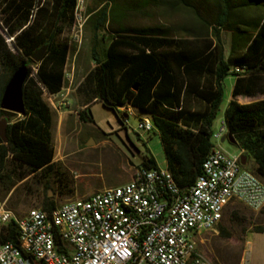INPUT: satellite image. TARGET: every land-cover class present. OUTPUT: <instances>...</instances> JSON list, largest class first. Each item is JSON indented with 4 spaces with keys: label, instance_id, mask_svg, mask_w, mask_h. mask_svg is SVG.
Returning <instances> with one entry per match:
<instances>
[{
    "label": "trees",
    "instance_id": "16d2710c",
    "mask_svg": "<svg viewBox=\"0 0 264 264\" xmlns=\"http://www.w3.org/2000/svg\"><path fill=\"white\" fill-rule=\"evenodd\" d=\"M149 2L112 10L105 2L88 9L94 67L78 88L84 107L80 118L94 123L90 107L95 102L145 113L161 136L176 183L191 188L215 147L212 127L224 100V81L235 75L225 121L236 145L254 158L253 172L264 180V99L246 104L237 100L264 96V18L251 15L264 12V0H173L171 9L195 19L180 26L178 36L169 28L136 30L122 24L128 13ZM196 4L206 7L214 20L204 17ZM77 5L78 0H0V62L5 70L0 76V119L19 115L3 111L1 100L14 73L28 68L25 113L15 122L8 118L7 143L0 138V179L9 177V163L27 169L22 179L45 175L54 165V115L46 96L65 88L71 46L62 36L74 25ZM223 31L232 35L229 53ZM45 46L46 56L36 63L33 55ZM158 167L153 157L141 164L146 170ZM56 207L50 199L43 202L45 210ZM231 214L238 216L236 210ZM220 233L230 237L224 228ZM7 242L19 243L14 221L1 229L0 245Z\"/></svg>",
    "mask_w": 264,
    "mask_h": 264
},
{
    "label": "built area",
    "instance_id": "2783aa9c",
    "mask_svg": "<svg viewBox=\"0 0 264 264\" xmlns=\"http://www.w3.org/2000/svg\"><path fill=\"white\" fill-rule=\"evenodd\" d=\"M74 17L81 35L89 20L84 0H78ZM59 96L57 111L68 106L64 90L46 96ZM138 129L154 131L153 120L141 118ZM228 135L224 119L212 142ZM243 155L214 147L191 188L179 187L167 167L140 168L125 185L53 210L35 208L19 218L1 208L4 225L16 222L19 243L0 245V264H213L198 242L217 230L227 209L235 203L253 212L264 209V182L242 164Z\"/></svg>",
    "mask_w": 264,
    "mask_h": 264
},
{
    "label": "rangeland",
    "instance_id": "374dc122",
    "mask_svg": "<svg viewBox=\"0 0 264 264\" xmlns=\"http://www.w3.org/2000/svg\"><path fill=\"white\" fill-rule=\"evenodd\" d=\"M84 1L87 11L105 2L110 10L115 6L136 7L137 4L144 2V0ZM172 3L173 0L155 2L150 0L139 12L128 13L122 24L136 30L169 28L172 35L178 36L180 26L192 25L195 19L186 11L171 9ZM196 6L209 21L214 20L206 7L197 4ZM251 15L264 18V12ZM222 37L229 53L232 35L223 31ZM62 40L68 41L71 46L64 88L68 106L57 111L55 106L58 107L62 97L53 100L46 97L54 115V165L45 175L38 173L22 179V175L27 174V169L9 163L6 170L9 177L0 179V209L11 210L19 218L25 216L31 209L43 208L46 199L61 206L77 199L88 198L106 188L125 185L133 180L146 157H153L161 168L167 167L160 134L157 131L145 132L138 129L140 119L149 117L145 113L134 109L132 113H127L128 119H125L124 114L127 112L125 108L117 111L101 102H95L90 107L94 123L85 122L80 118L84 107L78 88L94 67L91 55L92 34L87 25L81 35L72 27L66 30ZM4 73V67L0 62V76ZM236 80L237 76L229 75L224 81V100L212 127L214 132L219 131L229 104L234 99L233 89ZM261 99H264V96L240 100V103L246 104ZM22 117L7 115L4 118H12L15 122ZM213 144L227 154L233 156L242 154L241 148L232 144L227 137L219 141L213 140ZM248 161L247 168L253 171L256 162L250 155ZM233 210L238 212L237 218L231 214ZM3 225L0 221V233ZM220 227L224 228L230 237L221 234ZM259 229L264 231V209L253 212L241 204H232L217 230L205 233L199 240V250L213 264H264V233H257Z\"/></svg>",
    "mask_w": 264,
    "mask_h": 264
},
{
    "label": "water",
    "instance_id": "95a60500",
    "mask_svg": "<svg viewBox=\"0 0 264 264\" xmlns=\"http://www.w3.org/2000/svg\"><path fill=\"white\" fill-rule=\"evenodd\" d=\"M47 51H48L47 46L38 50L33 55L32 57L33 60L36 63H40L46 56ZM27 78H28V68L26 66L20 67L11 77L8 85L6 86V89L4 91L1 100V108L3 111L19 114V115H23L25 113L23 88ZM8 125H9L8 119L4 118L0 121V138L5 143H7L8 141V137H7ZM227 138L232 144L235 145L237 144L235 138L231 134H229ZM247 163H248V156L244 154L242 156V164L246 166Z\"/></svg>",
    "mask_w": 264,
    "mask_h": 264
},
{
    "label": "crops",
    "instance_id": "0c3cea01",
    "mask_svg": "<svg viewBox=\"0 0 264 264\" xmlns=\"http://www.w3.org/2000/svg\"><path fill=\"white\" fill-rule=\"evenodd\" d=\"M249 99H253V98L243 97V96L237 98V100H238L239 102H240V100H249ZM125 109L127 110V112L124 114V115H125V119H128V115H127V113H129V114L132 113L134 109H132V108H125ZM121 110H122V109H121Z\"/></svg>",
    "mask_w": 264,
    "mask_h": 264
}]
</instances>
